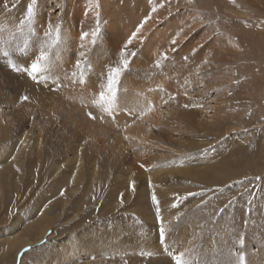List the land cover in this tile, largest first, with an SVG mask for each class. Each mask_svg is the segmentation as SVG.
<instances>
[{
    "label": "rangeland",
    "instance_id": "1",
    "mask_svg": "<svg viewBox=\"0 0 264 264\" xmlns=\"http://www.w3.org/2000/svg\"><path fill=\"white\" fill-rule=\"evenodd\" d=\"M30 4L0 0V264H264V0Z\"/></svg>",
    "mask_w": 264,
    "mask_h": 264
},
{
    "label": "bare ground",
    "instance_id": "2",
    "mask_svg": "<svg viewBox=\"0 0 264 264\" xmlns=\"http://www.w3.org/2000/svg\"><path fill=\"white\" fill-rule=\"evenodd\" d=\"M232 1V0H231ZM244 1H247V0H244ZM259 9H261V8H259ZM262 18V17H261ZM234 20V19H233ZM90 52V51H89ZM89 52H87V53H83V56L85 57V56H87V54L89 53ZM130 53V52H129ZM105 66V65H104ZM258 83V82H257ZM259 84V83H258ZM122 85V84H121ZM260 86V85H259ZM142 88H143V91L145 90V91H147V93H148V91H149V93H151L150 94V96L151 97H156V96H154V93H155V91L154 90H150L151 89V85L149 86H142ZM142 91V90H141ZM140 92V91H139ZM138 92V93H139ZM137 93V94H138ZM117 94V93H116ZM139 95V94H138ZM119 96V95H118ZM142 96V95H141ZM116 97H117V95H116ZM141 98V97H140ZM180 98L181 97H178V101L180 102ZM138 101V100H137ZM139 101H140V99H139ZM218 102V101H217ZM219 103V102H218ZM218 103H217V105H218ZM222 104H219L218 105V107H220V108H216V110L218 111L219 109L221 110L222 109V107L223 106H221ZM142 107V106H141ZM123 108H124V106H123ZM126 108V107H125ZM124 108V109H125ZM122 109V108H121ZM128 109H130V107H128ZM115 110V109H114ZM144 110V109H143ZM113 111V110H112ZM124 111H126V110H124ZM128 111V110H127ZM130 111H132V110H130ZM219 112V111H218ZM109 113H110V111H109ZM138 113H140V112H138ZM130 114V113H129ZM217 115V114H216ZM138 117H140L139 118V120L140 119H144V121L145 120H149V119H151V115L150 114H146V116H144V113L143 112H141V114H139L138 115ZM116 118H118V117H116ZM218 120V122H220V120L219 119H217ZM111 121V122H110ZM110 121H109V123H111V124H114V121L113 120H111L110 119ZM113 121V122H112ZM138 121V120H137ZM115 123H116V121H115ZM203 126V125H202ZM202 130L205 132V129L204 128H202ZM207 133V132H206ZM206 136V135H205ZM204 136V137H205ZM240 150H241V148H240ZM215 169H217V168H214V169H211V168H209V167H207L206 169H204V170H202V171H199L198 172V175L196 176V178L198 179V180H200V181H208V182H210V181H212L213 180V177H211V172L212 171H214ZM155 175H157V174H155ZM155 175H153L152 174V176L150 177V181L151 182H155V181H157L158 179H159V177H155ZM156 200H157V203H153V200L151 199V198H149V196H146L145 197V202H147V200L149 201H151L153 204H155L156 205V207H158V208H160V209H163V207L165 208V209H167V210H169L170 209V207H169V204H167V202H168V200H166V198L163 196V193H159V192H157V194H156ZM147 198V199H146ZM170 199L173 201V203L175 204L176 202H177V200H176V198H171L170 197ZM169 203V202H168ZM171 206V205H170ZM32 213L30 212V213H28V215H31ZM43 217V216H42ZM31 220H33V218L32 219H30V221ZM29 221V222H30ZM16 224V222L14 223V225ZM14 225H12V227L14 226ZM49 226L48 225H45L44 226V228H43V230H42V234L40 233V235L39 236H36V234L37 233H34L33 231V233H31V235L29 236V237H26V238H23V239H21V240H19V245L14 249V252H13V256L14 257H12V258H15V255L17 254V252H19L20 250H22V248H25V246H30L31 248H33V247H36L38 244H39V242L42 240V238H44V234L47 232V230H49ZM51 235H53V234H51ZM52 238H55L54 236H52L50 239H52ZM49 240V239H48ZM13 260V259H12ZM15 261V260H14Z\"/></svg>",
    "mask_w": 264,
    "mask_h": 264
},
{
    "label": "snow or ice",
    "instance_id": "3",
    "mask_svg": "<svg viewBox=\"0 0 264 264\" xmlns=\"http://www.w3.org/2000/svg\"><path fill=\"white\" fill-rule=\"evenodd\" d=\"M36 4H37V0H31V4L27 8V19L29 21H31L32 18L34 17V15H35V5ZM141 27H143V25H141ZM83 35L86 36L87 34L85 33ZM97 35H98L97 33H95V32L93 33L94 37L97 36ZM60 38H61L60 29L57 28L56 36H55V39L53 40V43H56L57 41H59ZM134 38H135V34H133V39ZM93 43H95V40L93 41ZM127 43L130 45L132 43V40L129 39ZM173 43H175V41H173ZM81 55H83V53H81ZM120 55L125 57L123 59L122 63H123L124 68L126 69L129 66V62L126 59V53L124 51H121ZM131 55L134 56L135 53H131ZM47 59H48V54H47L46 50L45 49H40L39 57L37 58L36 62L31 64V73L35 74V73L39 72L41 70V67H42V63L41 62L46 61ZM75 67L76 68H80L81 64L79 62H76ZM12 70L13 71H17V72L23 71L22 69L18 68L14 64L12 65ZM119 74H120V69L119 68L112 69L111 76L109 77V80H108L109 91H111V89H112V85L115 82V77L118 76ZM100 98H101V100L105 99L103 93H101ZM23 99L25 101H27L29 99V97L25 96ZM89 115H90V118H94V117H91V114H89ZM152 200H153V203H157L155 195L152 197ZM121 203H123V201H121ZM160 231H161V235L162 236L165 235V229L163 227L160 228ZM177 264H181L179 259H177Z\"/></svg>",
    "mask_w": 264,
    "mask_h": 264
}]
</instances>
